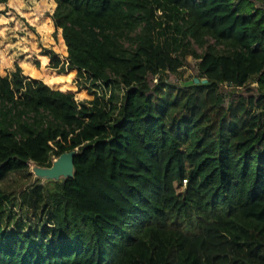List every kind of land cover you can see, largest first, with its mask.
I'll use <instances>...</instances> for the list:
<instances>
[{"label":"trees","instance_id":"1","mask_svg":"<svg viewBox=\"0 0 264 264\" xmlns=\"http://www.w3.org/2000/svg\"><path fill=\"white\" fill-rule=\"evenodd\" d=\"M54 2L56 78L0 73V264H264V0ZM75 149L39 231L2 182Z\"/></svg>","mask_w":264,"mask_h":264},{"label":"rangeland","instance_id":"2","mask_svg":"<svg viewBox=\"0 0 264 264\" xmlns=\"http://www.w3.org/2000/svg\"><path fill=\"white\" fill-rule=\"evenodd\" d=\"M56 4L54 0H0V73L2 76L13 77V74L20 67L22 72L29 78L31 73L28 68L40 71L34 75L41 79H55V71L59 69L61 63L66 62V45L62 35V29L56 28L52 14ZM46 21L52 26L46 30ZM215 45V41L209 42ZM207 47H197L199 53H204ZM54 54L60 58V65L56 66ZM200 59L189 55L186 58L185 66L179 73L169 74L170 80L184 81L195 76L198 72ZM74 72L73 84L84 92L85 80H81ZM63 82V81H61ZM53 157V156H52ZM57 156L51 159L52 163ZM35 163L31 162L28 171H18L11 173L2 185L5 189L13 192L16 196L17 204L21 201L20 192L28 188L26 201L23 210L34 209L33 203L37 202L36 215L38 219L37 229L40 231L44 224H49L47 187L54 186L56 181L44 177H37L32 172ZM60 178L57 181H62ZM17 210L19 209L16 206ZM15 211L19 215L21 211ZM14 222V221H13Z\"/></svg>","mask_w":264,"mask_h":264},{"label":"water","instance_id":"3","mask_svg":"<svg viewBox=\"0 0 264 264\" xmlns=\"http://www.w3.org/2000/svg\"><path fill=\"white\" fill-rule=\"evenodd\" d=\"M194 81L198 83L199 79L195 78ZM189 83H193V81L190 80ZM76 154V149L65 152L58 156L53 161L51 166H40L35 163V165L32 167V171L37 177H44L56 181L60 178H72L75 174L74 157Z\"/></svg>","mask_w":264,"mask_h":264},{"label":"built area","instance_id":"4","mask_svg":"<svg viewBox=\"0 0 264 264\" xmlns=\"http://www.w3.org/2000/svg\"><path fill=\"white\" fill-rule=\"evenodd\" d=\"M185 183H186V181H185Z\"/></svg>","mask_w":264,"mask_h":264}]
</instances>
